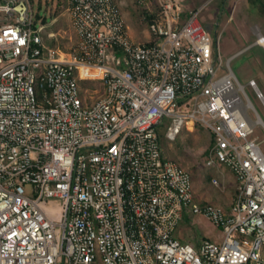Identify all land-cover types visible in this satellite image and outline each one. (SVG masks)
Here are the masks:
<instances>
[{"label":"built area","instance_id":"obj_1","mask_svg":"<svg viewBox=\"0 0 264 264\" xmlns=\"http://www.w3.org/2000/svg\"><path fill=\"white\" fill-rule=\"evenodd\" d=\"M157 3L152 40L134 42L117 0H66L77 40L64 52L44 45L30 0H0V264H264L257 110L219 74L202 8ZM165 118L168 140L187 120L210 131L206 165L235 178L228 207L194 199L190 171L162 153ZM186 208L220 239H179Z\"/></svg>","mask_w":264,"mask_h":264},{"label":"rangeland","instance_id":"obj_2","mask_svg":"<svg viewBox=\"0 0 264 264\" xmlns=\"http://www.w3.org/2000/svg\"><path fill=\"white\" fill-rule=\"evenodd\" d=\"M34 14L44 19L40 26V34L45 46L56 47L64 52L69 51L77 40L66 0H30ZM185 9L202 8L200 20L208 30L213 40V50L219 74L229 69L236 79L243 85L244 90L257 110L260 120L253 127L251 139L258 142L264 153V79L259 75V67L264 66V49L260 44H252L257 40L258 33L264 37V16L252 10L248 0H181ZM130 37L134 42H149L148 25L160 10L157 0H118ZM43 22V20H42ZM54 31L56 38H48L47 32ZM99 72L81 75L82 78H98ZM254 78L258 89L262 92L257 96L256 89L248 84ZM83 83V82H82ZM89 86L91 95L95 98L101 91L98 80ZM88 82L83 85L87 86ZM94 88V89H91ZM252 119H257L254 111L249 110ZM258 118V119H260ZM169 118L158 127V135L162 146V153L176 160L187 168L192 177L194 199L200 204L213 203L228 207L235 191V178L231 171L220 163L213 166L206 165L207 151L211 142V133L200 122L192 126L187 120L180 133L174 140L165 137L166 125ZM216 179V183L212 180ZM179 239H187L197 243L202 238L218 240L221 236L217 228L205 215L192 213L188 208L176 229Z\"/></svg>","mask_w":264,"mask_h":264},{"label":"trees","instance_id":"obj_3","mask_svg":"<svg viewBox=\"0 0 264 264\" xmlns=\"http://www.w3.org/2000/svg\"><path fill=\"white\" fill-rule=\"evenodd\" d=\"M252 10L256 11L260 16H264V0H248ZM38 18V14L35 16ZM44 21V19H42Z\"/></svg>","mask_w":264,"mask_h":264},{"label":"bare ground","instance_id":"obj_4","mask_svg":"<svg viewBox=\"0 0 264 264\" xmlns=\"http://www.w3.org/2000/svg\"><path fill=\"white\" fill-rule=\"evenodd\" d=\"M257 40H258L259 44L264 48V39H262L261 36H259L257 38ZM93 71H97V72H99V74H101L100 68H97V67H87V66H80L79 67L80 75L90 74ZM258 120H260V119H258Z\"/></svg>","mask_w":264,"mask_h":264},{"label":"crops","instance_id":"obj_5","mask_svg":"<svg viewBox=\"0 0 264 264\" xmlns=\"http://www.w3.org/2000/svg\"><path fill=\"white\" fill-rule=\"evenodd\" d=\"M118 1V0H117ZM44 22V21H43ZM51 31V30H50ZM50 31H48V32H50ZM47 32V33H48ZM259 44V43H258ZM250 45H252V43L250 44ZM264 49V48H263ZM260 69H258V72H259V75H261V77L264 79V66H261V67H259ZM254 79V78H253ZM255 80V79H254ZM256 81V80H255ZM257 84V83H256ZM258 88V87H257ZM101 91H102V87H101ZM259 91H260V89H259ZM261 94H262V92H261ZM262 98L264 99V96H263V94H262ZM234 177V176H233ZM221 237V236H220ZM220 239V238H219ZM218 239V240H219ZM181 240H183V241H188L187 239H181ZM198 243V242H197Z\"/></svg>","mask_w":264,"mask_h":264},{"label":"water","instance_id":"obj_6","mask_svg":"<svg viewBox=\"0 0 264 264\" xmlns=\"http://www.w3.org/2000/svg\"><path fill=\"white\" fill-rule=\"evenodd\" d=\"M258 36H261V38L263 39V36L261 35V33H258ZM258 43H259L258 40H255L252 44H258ZM257 116H258V118H260L259 115H257ZM260 122L263 124L261 118H260Z\"/></svg>","mask_w":264,"mask_h":264}]
</instances>
